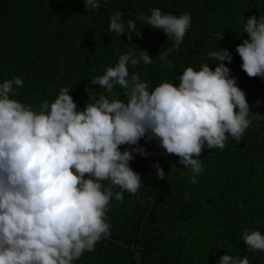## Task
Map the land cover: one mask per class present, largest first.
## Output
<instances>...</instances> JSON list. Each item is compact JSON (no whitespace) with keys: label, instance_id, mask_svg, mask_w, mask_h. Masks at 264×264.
<instances>
[{"label":"clouds","instance_id":"clouds-1","mask_svg":"<svg viewBox=\"0 0 264 264\" xmlns=\"http://www.w3.org/2000/svg\"><path fill=\"white\" fill-rule=\"evenodd\" d=\"M97 2L85 0L86 9ZM140 18L177 44L192 24L190 13L175 15L158 7ZM109 19V32L119 37L142 34L120 12ZM243 34L247 38L236 46L241 68L249 77L264 78V14L246 16ZM223 35L217 34L219 41ZM208 59L213 63L188 66L178 83L165 80L153 90L138 72L129 71L130 65L154 62L147 49L137 47L91 77L90 83L107 95H90L84 108L68 87L34 108L13 98L24 85L21 77L0 82V264H75L85 251H94L111 235L112 200L122 202L124 192L136 195L144 182L131 166L136 154L148 155L141 139L155 140L178 156L190 170L189 182L196 184L205 146L223 149L229 136L239 141L253 119H264L253 114L246 91L225 63L233 60L231 51L217 46ZM123 145L129 147L122 150ZM154 167L157 178L165 179L169 172L159 162ZM241 239L249 251H264L261 231L245 228ZM216 264L250 262L227 252Z\"/></svg>","mask_w":264,"mask_h":264},{"label":"trees","instance_id":"trees-1","mask_svg":"<svg viewBox=\"0 0 264 264\" xmlns=\"http://www.w3.org/2000/svg\"><path fill=\"white\" fill-rule=\"evenodd\" d=\"M153 7L191 14L182 43L143 23L141 14L150 15ZM115 12L125 22L133 20L142 34L133 33L129 40L128 32L121 37L109 32ZM260 14L264 0H98L89 9L85 0H0V82L21 77L24 85L13 98L34 108L68 87L84 108L90 95H107L90 83L91 77L137 47L147 49L154 62L130 65L129 71L138 72L153 90L165 80L178 83L188 66L213 63L208 53L226 47L233 60L225 63L246 91L253 114L264 115V78L249 77L236 52L247 38L246 16ZM217 34H224L220 41ZM115 90L124 99L118 85ZM139 143L148 155L136 154L131 166L144 182L136 195L124 192L122 202L112 200L107 212L111 235L75 264H137L130 246L141 250L142 264H216L227 252L264 264V251H249L241 239L245 228L264 233V119H253L239 141L229 136L223 149L205 146L196 184L189 182L190 170L178 156L167 154L155 140ZM157 162L169 172L165 179L157 178Z\"/></svg>","mask_w":264,"mask_h":264},{"label":"water","instance_id":"water-1","mask_svg":"<svg viewBox=\"0 0 264 264\" xmlns=\"http://www.w3.org/2000/svg\"><path fill=\"white\" fill-rule=\"evenodd\" d=\"M133 250L136 251V256H137V264H142V253L141 250L136 249L133 246H130Z\"/></svg>","mask_w":264,"mask_h":264}]
</instances>
